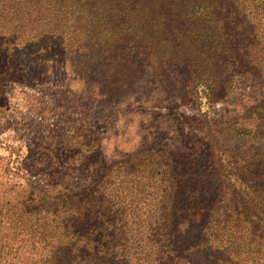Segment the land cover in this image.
<instances>
[{
  "label": "trees",
  "instance_id": "trees-1",
  "mask_svg": "<svg viewBox=\"0 0 264 264\" xmlns=\"http://www.w3.org/2000/svg\"><path fill=\"white\" fill-rule=\"evenodd\" d=\"M8 83L66 89L37 109L65 122L73 104L87 123L133 107L138 124L197 104L192 155L165 144L109 162L88 124L73 127L48 167L64 178L80 163L90 186L31 188L32 239L54 264H264V149L244 150L264 139V111H212L264 83V0H0V97Z\"/></svg>",
  "mask_w": 264,
  "mask_h": 264
},
{
  "label": "rangeland",
  "instance_id": "rangeland-1",
  "mask_svg": "<svg viewBox=\"0 0 264 264\" xmlns=\"http://www.w3.org/2000/svg\"><path fill=\"white\" fill-rule=\"evenodd\" d=\"M67 96L68 91L54 83L39 89L8 83L0 97V264H54L49 249L32 239L28 215L33 205L31 188L33 183L48 181H64L61 183L77 189L90 186L91 178H87L86 168L80 163L74 164L75 172L64 178L55 177L53 167H48L52 166L50 159L54 156L65 155L64 143L74 134L73 127L88 124L100 139L103 155L109 162L165 144H172L187 155L203 151L204 143L199 138L204 134L197 126V104L192 98L179 109L141 110L150 114L139 118V124L135 115L124 114V110L133 107L113 112L108 120L98 119L95 113L89 123L74 104L68 112L75 120L66 122L37 111L42 103L51 107L61 105ZM259 107L264 111V83L240 86L216 103L212 111L218 122H226L262 113ZM130 115L135 118L129 119ZM258 148L264 149V139L244 150L253 154Z\"/></svg>",
  "mask_w": 264,
  "mask_h": 264
}]
</instances>
